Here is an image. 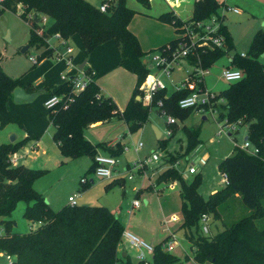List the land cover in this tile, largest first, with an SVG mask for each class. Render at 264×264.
I'll return each mask as SVG.
<instances>
[{
	"label": "trees",
	"instance_id": "16d2710c",
	"mask_svg": "<svg viewBox=\"0 0 264 264\" xmlns=\"http://www.w3.org/2000/svg\"><path fill=\"white\" fill-rule=\"evenodd\" d=\"M149 6V0H138ZM109 6L105 12L88 0H2L0 15L10 10L19 12L17 5L22 3L23 11L19 15L31 23L35 20L27 17L29 12L43 13L52 17L51 24L42 32L30 28L31 42L37 48H43L38 61L50 57L57 47L49 45V38L58 33L64 40L78 33L87 53L99 44L114 39L120 50L119 64L136 75L133 94L126 107L121 111L111 97L101 94L94 79L79 92H71L69 76L56 93L69 97L67 105L58 104L49 109V118L55 130L53 139L61 154L67 158L89 156L92 159L88 171H94L95 156L98 148L84 134L91 123L123 118L129 131L140 129L148 120L153 108L165 111L175 118L185 119L195 108H181L179 100L190 92V88L175 89L166 95L165 89L158 90L151 104H143L139 96L140 85L150 72V66L143 61L142 50L136 35L129 29L128 23L134 10L127 6L126 0L103 1ZM220 3L217 0H197L194 2L193 15L184 20L178 15L164 12L160 18L175 26L177 36L159 46L161 52L166 45L174 47L179 40L181 26L188 20H203L218 14ZM35 11V12H34ZM227 39V46L207 51L199 50L202 65L211 66L220 57L230 54L233 44L231 36L223 22L219 27ZM264 52V35L256 33L247 53L232 55L231 63L243 72L240 80L229 82V86L218 92L223 99L219 104L218 119L238 126L247 125V139L259 148L257 154H250L235 144L231 155L225 156L219 163L220 171L227 174L228 182L224 187L210 193L207 197L199 191L200 178L186 183L181 172L175 167L178 159L166 158L167 165L156 177V183H181L180 198L182 222L180 228L185 232L192 257L181 259L163 248L165 238L154 246L149 264H187L193 259L198 264H264V63L260 55ZM54 55V56H56ZM195 58H192L193 61ZM36 64V63H35ZM89 71V70H87ZM23 86L21 78H12L0 70V130L11 122L19 121L7 106L9 97L17 87ZM162 105L157 107V100ZM174 124L169 127L174 128ZM188 153L197 146L200 139L199 126H184ZM174 134L172 132L170 136ZM26 140L0 144V225L4 232L0 234V253L11 255L12 264H145L144 260L133 261L131 257H120L118 245L122 239L124 226L108 207L101 204H67L54 210L45 196L33 183L43 174V169H35L23 164L13 165L10 155L15 153ZM160 147L166 148L167 140L159 139ZM100 146L107 148L106 143ZM159 147V148H160ZM113 156L123 152L118 143L109 147ZM88 180L82 184L88 183ZM19 200L27 202L24 215L38 222L36 228L27 233L12 231L11 212ZM249 209V213L226 224L214 235L199 233L200 217L204 213L214 218L222 217V210L235 214L236 202ZM240 204V205H241ZM224 212V214H225ZM227 215V214H226ZM260 221H263L260 224Z\"/></svg>",
	"mask_w": 264,
	"mask_h": 264
},
{
	"label": "rangeland",
	"instance_id": "374dc122",
	"mask_svg": "<svg viewBox=\"0 0 264 264\" xmlns=\"http://www.w3.org/2000/svg\"><path fill=\"white\" fill-rule=\"evenodd\" d=\"M88 1L98 6L106 0ZM107 1L113 2L115 0ZM169 1L172 2V0H149V6H145L138 0H126L127 6L135 11L129 20L128 27L138 38L141 48L145 52L143 61L148 63L149 66L153 63V56L160 51L159 46L169 41L168 39L171 40L177 36L175 26L170 21L160 18L162 13L172 9ZM227 3L229 6H237L241 10L240 14H235L231 9L225 8L223 4L218 9V15L223 16V22L227 25L230 35L233 38L235 49H231L229 53L234 54V51L239 53L247 52L256 33L261 32L264 35V13L260 14L258 10L249 7V3L243 0H227ZM252 3L256 6L253 0ZM173 5H175L174 10L177 12V15L182 19H188L193 15V0H174ZM37 15L40 16V21L36 22V24L21 17L19 12L15 13L6 10L0 15V70L12 78L23 77L31 64L29 56L40 54L43 50V48H37L31 42L30 28L33 27L36 30H40L41 27L47 28L53 19L43 13H37ZM42 16L46 18L44 22L42 21ZM166 36L169 37L157 43V38L162 39ZM25 45H29V48L25 53H22L20 49ZM260 60L264 63V52L260 55ZM227 62L228 56L225 54L210 67L209 73L204 77L206 89L218 93L229 86L230 83L220 76ZM190 69L191 66L185 61H182L175 65L171 79L164 75L162 76V79L167 85L165 88L166 95H170L182 84L183 80L187 78V73ZM155 72V68L150 69L151 74ZM41 89L44 90V88ZM139 94L142 96L143 90L140 89ZM29 103L36 104L35 99L24 102L23 104ZM142 103L145 104L147 102L142 100ZM43 109L49 123V130H46L45 135L40 138L43 139L41 148L45 150V153L35 158L28 157L26 162L22 159L21 164L29 163L30 165L26 166L44 170L43 174L34 180L33 185L45 196L54 210L61 209L67 202L70 194L75 196L76 204H89L83 202L82 199L85 193H92L96 198L95 204H102L107 197H110L111 200L115 199V203H117V212L119 213L124 210L123 213H125V208L129 209L128 202L135 194L133 186L141 187L143 180L150 179L149 176L153 172V168H156L159 162L148 163L143 172L138 171L134 164L139 160L151 156L154 152L159 154L161 163L165 162L166 158L177 157L178 159L174 162V165L181 172L183 180L186 183H190L195 176H198L200 178L198 189L204 197H207L211 192L225 185L222 180L223 174L219 168L220 161L225 156L231 155L234 151L235 144L241 145L247 136L246 124L239 125L237 129L232 130L229 126H225V119H218V110H215L212 114H205L207 119H203L204 113L200 114L195 109L183 120L177 117L175 118L176 123L172 129L174 134L169 137L167 130L171 127L167 123L168 115L160 113L161 110L152 107L147 122L140 129L134 132L127 131L128 135L124 141L127 142L126 145L130 147V150L116 155L118 162L115 166V174L118 176L101 178L94 171H88L92 163L89 156H81L74 160L64 162L60 161L59 150L52 138L53 134L51 131L53 130V125L49 121V109L45 105ZM21 113L24 115L25 121H29L30 123L38 122V114L34 111L30 112L28 109H23ZM41 114H43V111H41ZM110 121H101V123H108ZM9 124L16 126L19 132H23L26 129L21 118H19V121ZM185 125L200 127L201 141L188 153H186L187 137L183 130ZM155 127L162 133L161 138H158ZM88 128L86 127L84 131ZM13 133L16 134V132ZM10 136V134L6 135V131L1 129L0 144L9 142ZM105 139L97 138L96 140H90L97 146L98 152L103 155L108 154L105 148L100 146V144L106 143ZM159 139L167 140L166 148L160 147ZM140 141L143 145L139 151H136L134 146ZM19 151H23V148ZM21 155L23 157L25 156L24 153H21ZM191 166L197 168L196 173L191 174L189 172L188 169ZM130 175L132 176L131 178L129 177ZM117 177H123L125 180L124 185L122 186L117 183L112 185V188H107L106 182ZM83 178H92L93 183L90 184L88 182L84 185L82 184ZM169 184H161L162 187H159V194L152 190L142 189L137 197L140 199L142 206H147V209L144 208L142 211L141 207L139 213L138 210H135V212L127 213V215L130 219L133 217V222L141 224L142 232L138 233L134 231L136 235L153 246L165 238L170 239L172 236L170 234L174 233L173 240L176 239V245L171 252L181 259H186V255L192 257V252L189 242L185 237V232L180 228L182 222L180 206L181 183L174 180L172 187H169ZM168 192H170L169 195H167ZM161 202L164 205L163 209L165 212H169L170 215L176 213L179 217L178 220L171 223L172 226L170 229L164 220V214L160 207ZM240 204L237 200L236 208H234L236 209L235 214H232V208L229 212L221 209V218H214L210 214L209 234L203 233L201 229H199V233L214 235L222 230L226 224L248 214L249 209ZM26 205L27 202L25 200H19L11 212L10 218L13 220L12 231L14 232L27 233L31 231V228H36L39 225L38 222L32 224L25 217L24 211ZM262 223L263 221H260V224ZM3 232L4 228L0 225V234ZM127 251L133 261L138 260L137 255L139 254V250L137 248L128 245ZM152 256V252H146V258L148 260H151ZM8 263L7 257L4 254H0V264ZM187 264L198 263L191 258L187 261Z\"/></svg>",
	"mask_w": 264,
	"mask_h": 264
},
{
	"label": "crops",
	"instance_id": "0c3cea01",
	"mask_svg": "<svg viewBox=\"0 0 264 264\" xmlns=\"http://www.w3.org/2000/svg\"><path fill=\"white\" fill-rule=\"evenodd\" d=\"M173 1L174 0H172V2L169 1V4L172 7V9L171 10L169 9V11H166V12L172 11L173 13L177 15V12L174 10L175 5H173ZM243 1H245L246 3H249L250 5L249 7H253V9L258 10L260 14L264 13V0H253L256 6L253 5L252 0H243ZM226 3H227V0H226ZM193 7H194V0H193ZM233 13L240 14L241 10L239 9V12L233 11ZM227 30L229 32L228 28ZM167 37L169 36H166L162 39L157 38L156 39L158 40L157 43L161 42V40L166 39ZM168 40L170 41V39ZM231 40L233 44L232 49H235L232 37H231ZM48 41L49 43H51L52 46L57 47L56 52H58V55L60 56L58 55L54 56L56 55V53H54V55L50 57H44L43 59L38 61L36 64L31 61L29 68L24 73L23 77L21 76V79L23 82V86H21V88H24L26 92H38L37 96L34 98L36 104L34 103L33 104H30V103L23 104L24 102H28V101H16L13 97V94L9 97V100L7 103L8 109L16 117H18V119L21 118V120L24 122V126L26 127V129L23 130V132L17 131L16 126H12L10 124H7L3 128V131H6V135L8 134L12 135L14 134L13 132H16L15 134L16 137L13 142L20 141V140H26L25 141L26 143H24L15 152L16 153V164L15 165L21 164L22 159L24 160V162H26L28 157L35 158V157H38L40 154L45 153V150L41 148L43 139H40V138L45 135L46 130H49V123L46 119V113L43 108L45 105V101L48 100L53 94H56L57 88H59V86H61L65 82L62 76L69 77V76L79 74L81 71H85V70L92 71L93 79L99 85L101 94L111 97L121 111L124 110L129 99L131 98L133 91H134L135 84H136V80H137L136 75L119 64L120 50L114 39H110V40H107L99 44L90 53L86 52L82 38L78 33L73 34L68 39L64 40L63 42H61L60 40L52 36L49 38ZM150 44L152 45V43ZM67 47L71 48L70 52H67ZM248 51L245 53L247 54ZM235 52L237 51H234V53ZM232 55L233 54L231 53L227 54L228 56L227 64L229 63V60ZM227 64H225V66H227ZM41 88H44L45 91L42 90ZM43 91L45 94L43 93ZM136 98H138V96ZM23 109H28V111L30 112L34 111L35 113H37L38 122L30 123L29 121H25V117L21 113V110ZM41 111H43V114H41ZM110 120H109L110 122L108 123H101V122L91 123L88 126L89 130L87 129L86 131H84L85 136L89 138V140H96L97 138L98 139L106 138L105 142H106L107 148H105V150L108 152L107 155H111L109 147L110 148L115 147L118 143L122 144L123 146L126 145L127 142H125L124 140L127 138V135H128L127 131H129L128 124L123 118L116 117ZM11 123H14V122H11ZM51 125L53 124L51 123ZM155 129H156L158 138H161L162 133L156 127ZM54 130H55V127L53 125V130L51 131L52 134L54 133ZM52 138H53V135H52ZM54 142L57 145V148L59 150V156L61 157L60 161L64 162V161L76 159V158L64 157L61 154L58 144L56 143L55 140ZM22 148H23V151H19ZM129 148L128 150H130ZM21 153H24L25 156L23 157ZM97 154H101V153L97 152ZM91 162H92V159H91ZM23 165H30V164L24 163ZM165 167L166 166H164L163 162L161 163V160H160L159 165H157L156 168H153V172L149 176L150 179L143 180L141 183V187L133 186V191L135 194H134V197L128 202L129 206H130L131 201L134 198H138L137 196L141 193L142 189L149 190V191L152 190L156 192L157 194H159L160 192L159 187H162L161 184H166V183L164 182L157 183L158 188H156V190L153 188L152 183L155 182L156 177ZM87 180L90 182V184L93 183L92 178L87 179ZM124 182L125 180L123 179V177L121 178L117 177V178L107 181L106 187L110 188L112 185L117 184V183L123 186ZM169 194L170 192H168L167 195ZM69 196H72V195L70 194ZM82 201L87 202L89 204H95L96 198L93 196L92 193H85ZM68 203L69 202L67 199V202L65 203V205H67ZM101 205H105L113 213L116 212L115 214L117 215L118 219L124 226V229L130 230L132 232L134 231L138 233L142 232V229L140 227L141 224L133 222V217L130 219L127 213H133L135 212V210H138V213H139L141 211L140 209L141 207L143 211L144 208L147 209V206L143 207L141 203L140 206L137 209H135L133 212H129L128 208H125V213H123L124 210L118 213L117 203H115V199L111 200L110 197H107ZM160 207L164 214V220H170L171 215L169 212L164 211L163 209L164 205L162 202L160 204ZM173 214H176V213H173ZM33 223L34 222H32V224ZM171 223L172 222L170 221L168 222L167 227H169V229L172 226ZM118 255L120 257L129 256L128 251H127V245L123 241L120 242L118 245Z\"/></svg>",
	"mask_w": 264,
	"mask_h": 264
},
{
	"label": "built area",
	"instance_id": "2783aa9c",
	"mask_svg": "<svg viewBox=\"0 0 264 264\" xmlns=\"http://www.w3.org/2000/svg\"><path fill=\"white\" fill-rule=\"evenodd\" d=\"M2 0H0L1 2ZM197 0H194V2ZM220 5L223 4L225 8L231 9L234 12H239L238 7H232L229 6L226 3V0H217ZM109 6L108 2L101 3L99 5V9L103 12L107 10V7ZM17 9L19 12L23 11V5L22 3H19L17 5ZM27 17L30 20H35L36 22L40 21V16L36 13L29 12L27 14ZM42 21H45V16H42ZM37 19V20H36ZM186 20V19H184ZM223 23V16H219L218 14L212 15L209 18L203 19V20H188L183 23L181 26V32L178 33V36L180 37L178 40V43L171 47L170 44L166 45V50L164 52L159 51L157 54H155L152 58L153 63L150 68H155L156 72L154 74H151L150 72L148 75H146V78L140 85V89L143 90V95L141 96L139 94L138 98L139 100H144L147 103L145 104H151L154 94L161 89L166 88V83L162 79V76H166L171 79L172 71L178 63L185 61L191 66V69L187 73V78L183 80L182 84L178 87V89L183 87L190 88V92L182 97L179 100V106L181 108H195L197 109L200 114H212L215 110L218 109V105L223 102L222 98H219L217 96V92L210 91L206 89L205 83H204V77L207 73L210 71V66L205 67L202 65V60L199 55V50L207 51L215 48H223L225 49L227 46V39L226 36L219 31V27ZM45 30V28L41 27L39 32H42ZM52 37L60 40L61 42L64 41L60 37L58 33L53 34ZM50 46L51 43H49ZM71 48L67 47V52H70ZM241 56H247L245 52L239 53ZM57 56V55H56ZM60 56V55H58ZM62 56V55H61ZM30 60L33 63H37L38 56L37 55H30ZM192 58H195L193 61ZM69 60V59H68ZM232 56L229 60V63L227 66L223 67L221 71V78L224 79L227 82H234L237 80H240L243 77V72L238 67H235L231 63ZM63 79L66 81L69 79L68 76H62ZM93 79V72L92 71H81L79 74L74 75L73 78L70 79L71 82V92H79L80 90H83L88 81ZM69 97L65 98L62 95L59 94H53L48 100L45 101V106L48 109H52L55 106H57L60 103H63V105H67L69 102ZM157 107H160L162 105V99L157 100ZM160 113L167 114L165 111H161ZM168 115V126L170 124H174L175 117ZM225 126H229L232 130L237 129L238 125L236 123H227L225 119ZM222 127H224L222 125ZM173 132L172 128H169L167 130V134L171 135ZM143 143L140 141L137 144H135V150L138 151L142 147ZM238 145V144H236ZM239 148L243 149L247 153L250 154H257L259 152V148L255 146L252 142H250L248 139H245V141L238 145ZM128 146H123V151L128 150ZM162 158V157H161ZM10 161L13 165L16 164V153H13L10 155ZM160 162V156L157 152H154L151 156H148L142 160H139L137 163L134 164V166L137 168L138 171L143 172L144 169L147 167V164L150 162ZM95 170L94 173L101 177V178H112L115 176H118L115 174V166L117 165L118 160L113 155H102V154H96L95 156ZM189 172L191 174H194L197 172L196 167H189ZM222 180L226 184L228 182V177L226 173H223ZM132 177L131 175L129 176ZM87 179L83 178L82 182ZM153 188L156 190L158 188V185L156 182L152 183ZM169 187H172V182H170ZM68 204L70 205H76V198L75 196H69L68 198ZM141 204V201L139 198H134L129 206V212H133L135 209H137ZM179 217L176 214H172L170 216V220H165V222L168 224V222H173L175 220H178ZM209 220H210V214L204 213L200 217L199 225L200 229L205 234H209ZM172 235L170 239L165 241L163 243V248L166 251H172L176 245V239L174 238V233L170 234ZM124 242L127 246L135 247L139 250V254L137 255V258L139 260H144L145 264H149V260L146 258V252H154V246L142 238H140L138 235H136L134 232L124 229L122 233V239L121 242ZM4 254L9 263H13V259L11 255Z\"/></svg>",
	"mask_w": 264,
	"mask_h": 264
},
{
	"label": "water",
	"instance_id": "95a60500",
	"mask_svg": "<svg viewBox=\"0 0 264 264\" xmlns=\"http://www.w3.org/2000/svg\"><path fill=\"white\" fill-rule=\"evenodd\" d=\"M37 20V19H36ZM29 48V45L23 46L20 51L25 53ZM151 67V66H150ZM38 92H26L24 88L17 87L13 91V97L16 101H31L37 96ZM203 119H206V116H203ZM15 134L10 136V141L13 142L15 140ZM247 139V136L245 137ZM117 216V215H116ZM126 253V252H125ZM124 253V254H125Z\"/></svg>",
	"mask_w": 264,
	"mask_h": 264
}]
</instances>
